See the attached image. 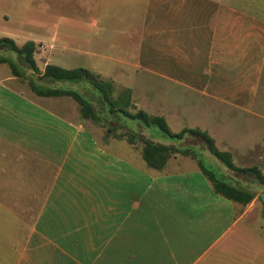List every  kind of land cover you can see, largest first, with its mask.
Segmentation results:
<instances>
[{"label":"crops","instance_id":"obj_1","mask_svg":"<svg viewBox=\"0 0 264 264\" xmlns=\"http://www.w3.org/2000/svg\"><path fill=\"white\" fill-rule=\"evenodd\" d=\"M120 6L121 29L105 17L107 30L120 29L118 41L75 37L83 46L74 54L97 60L86 69L130 88L137 107L163 116L173 132L199 128L237 167H264V0ZM31 41L41 49V71L63 59L53 54V35ZM5 66L0 264H256L264 226L254 233L246 221L264 186L257 183L259 193L242 207L216 194L189 157L172 156L156 171L140 141L120 136L126 129L182 148L193 137L168 140L107 111L98 123L82 119L73 99L36 96Z\"/></svg>","mask_w":264,"mask_h":264},{"label":"trees","instance_id":"obj_2","mask_svg":"<svg viewBox=\"0 0 264 264\" xmlns=\"http://www.w3.org/2000/svg\"><path fill=\"white\" fill-rule=\"evenodd\" d=\"M37 49L38 45L31 40L18 46L13 39L0 37V64H6L11 75L26 83L36 96L70 97L78 104L81 118L93 123L102 121L100 115L107 111L110 114L137 121L144 128L155 129L168 140L177 142L187 135L197 137L203 142L206 150L225 168L235 173L251 175L259 185L264 186V171L259 167H237L233 163L231 153L219 150L213 138L206 131L199 128H184L179 132H173L163 116L149 114L137 107L130 88L118 87L113 80L103 78L86 68L64 69L47 64L41 71L35 60ZM27 71H29V75H26ZM42 81H47L49 85H43ZM82 82L86 83L85 86L91 87V91L97 92L98 96L95 97L92 93L91 95L97 100L98 108L92 102L93 98L86 99L74 89L64 88L60 85L58 87V84L62 83L78 84ZM120 136L125 138L129 144L140 141L142 143L140 151L142 159L148 167L156 171H162L172 156L189 157L196 161L200 171L211 183L216 194L238 203L242 207L247 206L254 199V193L251 190L238 187L209 169L200 158L198 150L159 144L128 129ZM262 216H264V210H262Z\"/></svg>","mask_w":264,"mask_h":264},{"label":"rangeland","instance_id":"obj_3","mask_svg":"<svg viewBox=\"0 0 264 264\" xmlns=\"http://www.w3.org/2000/svg\"><path fill=\"white\" fill-rule=\"evenodd\" d=\"M153 2H156V0H0V37L12 38L18 45H21L27 40L37 41L42 36L47 38V36L53 35L56 38L53 54L59 55L58 59L61 55L63 59L60 62L52 59V64L58 65L57 63H62L69 68L79 66L83 68L87 66L95 67L97 60H92L84 55L76 56L74 54L73 49L75 46H83V43L80 45L75 44L74 46L75 37L87 39L88 36L104 35L103 37L106 39L118 41L121 37L120 29L125 23L123 17L125 14L120 5H152ZM224 2L232 5L234 0H224ZM105 5L114 6L106 12ZM106 16H111L112 21L117 24L115 27H120V29L107 30L105 28ZM63 45L67 47L65 53L61 50ZM40 51L41 49L38 46L37 53ZM37 57V61L41 65V60L39 56ZM42 84L49 85L45 81H42ZM59 85L80 92L86 99L93 97L84 87L86 85L85 82L79 84L62 83L58 84V87ZM91 92L94 96H98L96 91L93 90ZM133 123L137 122L128 120L131 128L134 127ZM185 144V148L198 144V153L203 163L219 177L227 180H237V184L251 189L254 195L259 193L261 186L257 185L251 175L226 170L219 160L207 150H203L204 144L199 138L193 137V139L187 140ZM193 150L197 151L196 149ZM259 169H264V167H259ZM262 210H264V194H260L258 204L254 205L250 219L246 221V225L250 226L248 227L249 231L255 233L257 232L254 229L255 227L264 226ZM254 238L256 239L257 237ZM248 254L244 255V259L248 258ZM261 262H264V249L258 254V259L255 260L256 264H261Z\"/></svg>","mask_w":264,"mask_h":264}]
</instances>
